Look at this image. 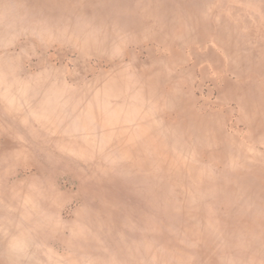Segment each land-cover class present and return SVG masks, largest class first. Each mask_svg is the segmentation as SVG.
<instances>
[{"label":"rangeland","instance_id":"obj_1","mask_svg":"<svg viewBox=\"0 0 264 264\" xmlns=\"http://www.w3.org/2000/svg\"><path fill=\"white\" fill-rule=\"evenodd\" d=\"M0 264H264V0H0Z\"/></svg>","mask_w":264,"mask_h":264}]
</instances>
